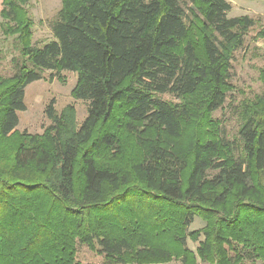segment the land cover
Wrapping results in <instances>:
<instances>
[{"label":"trees","instance_id":"1","mask_svg":"<svg viewBox=\"0 0 264 264\" xmlns=\"http://www.w3.org/2000/svg\"><path fill=\"white\" fill-rule=\"evenodd\" d=\"M30 1L3 0L23 61L0 95V139H19L0 165V264H76L78 243L107 264H194L195 218L203 261L264 262V98L239 107L235 140L212 119L255 21L229 18L227 0H61L54 39L37 47ZM49 71L77 75L87 116L51 101L43 134L18 133L26 88Z\"/></svg>","mask_w":264,"mask_h":264},{"label":"rangeland","instance_id":"2","mask_svg":"<svg viewBox=\"0 0 264 264\" xmlns=\"http://www.w3.org/2000/svg\"><path fill=\"white\" fill-rule=\"evenodd\" d=\"M232 5L228 14L229 18L249 17L255 21V26L245 37L243 48L234 54L232 69L230 72V84L233 87L228 93L224 106L213 113V122L221 124L224 134L229 140H235L239 119L238 111L242 103H253L264 98V0H227ZM29 16L34 21L32 44L41 47L54 39L51 31V22L56 18L61 9V0H31L26 7ZM4 10L3 0H0V95L12 84L11 79L15 75V66L23 58L15 45V37L7 36L3 31V25L9 23L2 16ZM52 72L44 73V79L32 83L25 91V104L27 110L19 113L20 124L17 127L18 133L28 132L30 134H43L51 122L47 119L45 110L51 101H54L57 111L60 113L65 107L73 105L77 111V121L81 124L87 116V104L73 98L72 92L77 83V75L71 72L56 74L50 81ZM168 98V97H165ZM215 124V123H214ZM212 126V127H211ZM215 127L209 125L204 132L199 134L206 140L215 135ZM19 139L11 136L0 139V165L10 166L14 153L16 152ZM137 153V154H135ZM141 152H131L134 159H141ZM116 160L100 159L102 165L111 166ZM261 181V201H264V176ZM207 226L201 218H195L194 223L188 228L187 246L193 256L194 264H215L210 260L203 261L199 256L198 248L200 242L204 241V234H200L196 241L189 234L201 232ZM248 227V226H247ZM246 227V228H247ZM256 228V227H255ZM257 230L262 231L261 226ZM238 231L243 238L248 232H254V228ZM182 257V256H181ZM181 257L169 260H152L143 263H134L132 258L127 264H184ZM134 259V258H133ZM138 261V260H137ZM76 264H107L106 257L100 253L98 248L94 250L87 246L77 244L75 254ZM140 262V261H139ZM246 264H264L259 259Z\"/></svg>","mask_w":264,"mask_h":264}]
</instances>
